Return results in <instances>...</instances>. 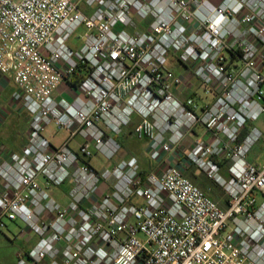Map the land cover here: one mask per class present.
<instances>
[{"label": "built area", "instance_id": "built-area-1", "mask_svg": "<svg viewBox=\"0 0 264 264\" xmlns=\"http://www.w3.org/2000/svg\"><path fill=\"white\" fill-rule=\"evenodd\" d=\"M0 74L30 115L22 153L0 145V230L34 241L17 264H264V163L247 160L264 136V0H0ZM131 127L165 168L119 158Z\"/></svg>", "mask_w": 264, "mask_h": 264}, {"label": "rangeland", "instance_id": "rangeland-1", "mask_svg": "<svg viewBox=\"0 0 264 264\" xmlns=\"http://www.w3.org/2000/svg\"><path fill=\"white\" fill-rule=\"evenodd\" d=\"M81 6L82 8H85L84 3H82ZM118 28H122V26L118 25ZM83 33H84L83 28H80L79 30H77V32L74 34V36L69 41V44H73L77 40H79L78 37H80ZM171 63H172L171 65H173V69H175L176 71H180L181 68L179 64L174 63V62H171ZM12 88H13L12 84L7 87L6 91L8 94H11ZM8 99L10 102H13L12 96L8 97ZM2 119H3V116H2ZM7 121H8L7 127L4 125L3 129L0 130V136L2 135L5 137V133L10 131L11 129L10 124L14 123L15 119L11 116L10 118H8ZM255 126L264 132V117H262ZM4 129L6 130L4 131ZM45 136L48 137L50 140H52L55 145H59L65 139L66 133L65 132L57 133L55 131V127L51 125L47 128L45 132ZM128 136H130V133ZM20 138L21 136L16 135L15 141L19 143ZM0 143L11 146L6 140L4 142L0 141ZM146 145H147V142L145 140L138 141L135 138L128 139L126 141L125 147L123 148V151L119 155V158H127L132 155L136 156L140 162V166L142 170L145 171L146 173L158 172L162 170L163 168H165L168 162L171 160L169 156H165L160 162L153 161L147 153ZM247 160L254 164L264 163V136L252 147V149L250 150L247 156ZM102 163L104 162L95 161L94 164L98 168H100ZM223 173L225 176H227L226 171H223ZM184 174L193 183H196L198 181H204V183H206L207 185L208 184L211 185V183L208 180H205L204 176L201 173H199L193 166H191L188 170H186ZM212 187H213L212 189L213 191L215 190L223 199L225 198L224 193L222 192L221 189L213 185ZM61 189H64V187H62ZM7 225H8L7 228L0 230V264H17L18 254L23 249L25 248L29 249L30 247H32L34 241L31 240L30 242H28L27 239L23 237V234L21 233L22 229L24 228L23 223L8 222Z\"/></svg>", "mask_w": 264, "mask_h": 264}, {"label": "crops", "instance_id": "crops-1", "mask_svg": "<svg viewBox=\"0 0 264 264\" xmlns=\"http://www.w3.org/2000/svg\"><path fill=\"white\" fill-rule=\"evenodd\" d=\"M79 44H80V42L76 41L75 43L70 44V45H77L78 46ZM11 84L13 86L12 92H11V94H8L6 89ZM15 90H16V85L13 82L12 78L9 76H4V75L0 74V130L3 129L4 125L7 127L8 118H10L12 116L15 119L14 123L10 124L11 125L10 131L5 133V137L2 135L0 136L1 142H4L6 140L9 143V145H11V146H8L7 144H2V143H0V145H4L9 150H11L15 153L21 154L23 149L27 145V142H28L29 127H30V115L19 104H15V103L9 101L8 97L12 96V94ZM65 95L68 97H71L72 93L68 92V93H65ZM2 116H3V119H2ZM6 129H4V131ZM129 133H130V136H128ZM16 135L21 136L19 143H17V141H15ZM131 138H135L133 135V128L132 127L126 129L123 137H121V139H120L123 143V147H125L126 141L128 139H131ZM106 165L107 164L102 163L100 168H102ZM1 190H2V182L0 181V192H1ZM66 192H67V189L64 188V189L54 190L53 194L57 199H59L62 203L65 204L67 202V198L65 196ZM23 250H27V249L25 248Z\"/></svg>", "mask_w": 264, "mask_h": 264}, {"label": "trees", "instance_id": "trees-1", "mask_svg": "<svg viewBox=\"0 0 264 264\" xmlns=\"http://www.w3.org/2000/svg\"><path fill=\"white\" fill-rule=\"evenodd\" d=\"M82 76H83L82 74H78L77 77H75V79L72 80V84L75 85V86H77V83L79 82V80L81 79ZM249 130H250V127H247L246 130L244 131V133L242 134V137H244L245 135H247L249 133ZM142 174L145 175L146 172L145 171H142ZM205 180H207V179L205 178ZM196 184L198 186H200L205 191H207L208 188L210 187V185L209 184L207 185L206 183H204V181H198V182H196ZM210 195L216 201H218L222 206H224L226 204L225 198L223 199L215 190L214 191L212 190L210 192Z\"/></svg>", "mask_w": 264, "mask_h": 264}]
</instances>
